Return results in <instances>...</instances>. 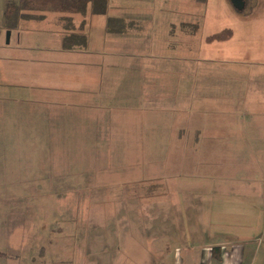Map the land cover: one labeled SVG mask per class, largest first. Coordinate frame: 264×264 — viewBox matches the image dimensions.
I'll return each instance as SVG.
<instances>
[{
  "label": "rangeland",
  "instance_id": "obj_1",
  "mask_svg": "<svg viewBox=\"0 0 264 264\" xmlns=\"http://www.w3.org/2000/svg\"><path fill=\"white\" fill-rule=\"evenodd\" d=\"M172 1V7H159L160 15L147 25L150 33L156 34L158 22L168 28L166 38L172 25L199 24V40L193 45L198 54L195 77L198 81V73L212 67L214 84L220 85L221 79L223 85L221 95L226 91L231 96L229 104L223 103L230 110L216 109L220 103L214 106L211 99L199 109H171L178 119L152 114L144 93L141 98L131 96V71L107 67L98 69L101 84L92 87L90 98L84 97L87 84L78 76L81 66L73 64L79 62L76 55L66 58L59 53L62 29L48 23L54 16L25 24L15 31L20 39L10 36L9 44L8 33L13 31L5 27L4 12L0 16V47H19L15 53L23 56L12 61L0 54V210L10 213L16 207L22 217L39 214L42 236L37 239L46 262L78 264L84 256L96 264L98 256L97 264H131V238L143 242L146 238L139 234L148 224L160 227L158 219L151 222L135 215L160 213V205L151 199L160 195L159 188L149 187L165 181L180 192L199 190L202 195L217 176L239 179L229 175L236 170L237 162L232 161L237 157L220 156L225 146L233 154L242 148L240 140H227L229 119H250L252 112L242 110L240 102H256L258 97L256 81L264 74V0H247L243 11L231 0ZM87 23L84 33L90 43L80 54L96 51L108 59L104 63H114L110 60H115L116 51L104 45L105 19L90 18ZM171 45L177 47L176 40ZM112 72L116 76L108 77ZM175 74L169 80L180 76ZM183 79L190 94L191 78ZM202 100L196 96L194 101ZM131 151L137 156L131 157ZM37 160L39 173L33 172ZM131 167L147 168L160 177L141 172L131 180ZM23 176L35 189L28 188ZM162 212L174 213L175 206H162ZM35 247L30 244L29 252ZM106 248L110 253H103Z\"/></svg>",
  "mask_w": 264,
  "mask_h": 264
},
{
  "label": "crops",
  "instance_id": "obj_2",
  "mask_svg": "<svg viewBox=\"0 0 264 264\" xmlns=\"http://www.w3.org/2000/svg\"><path fill=\"white\" fill-rule=\"evenodd\" d=\"M8 2L9 0H0V16L3 12L5 13ZM172 2V0H110L107 16H93L91 8L88 9L85 18L74 16L77 33L85 36H87L84 33L88 26L87 21L90 18L93 21L101 18L103 22L105 19V26L102 27L106 32L104 45L107 44L106 50L116 51V61L112 58L110 61L113 60L114 63H104L108 59L101 57V54L96 51H92V54L87 56L80 54L81 50L69 53L61 49L59 53H63L62 55L75 54L79 61L73 64L81 66L78 76H81L87 84L82 88L84 97L90 98L92 87L98 83L101 84L98 69L107 67V70L122 73L131 71V96L141 98L144 93L150 102L146 105L152 114L160 112L161 115L168 114L172 116V119H178V112L170 111L171 109L183 110L188 107L199 109L201 105L210 104L208 100L211 99L214 106L220 103L216 109L230 110L225 106L232 101L231 96L226 91L221 95L223 85L220 83L221 79L218 81L220 85L214 84L216 79L211 72L212 67L207 66L202 73H198V81L195 77L197 68H195L194 58H197L198 54L195 55L193 45L199 40V24L194 22L172 25L174 32L168 31L170 38H166L168 28H164L161 22H158L156 34L150 33V27L147 25L153 22L151 19L158 18L159 7H172ZM200 2L205 4L208 0H200ZM245 2L247 3V0ZM109 17L133 23L134 30L121 35H109L107 33ZM57 18L59 17L51 18L48 23L59 27L56 24ZM11 34L12 37L16 36L18 40L20 39L15 31ZM65 34L67 32L64 29L60 30L61 37ZM88 37L87 43H90ZM173 40H176L177 47L171 45ZM16 50L21 49L12 46L0 47V54L4 57L11 56L12 61H18L23 56L15 53ZM169 55L171 58H165ZM64 56L61 57L64 58ZM180 68L183 70L180 71ZM175 72H180V76L178 75L176 80H169L176 75ZM116 74L117 72H112L107 76H116ZM184 76L191 78L190 94L187 91L188 85L183 79ZM105 86L108 87V83ZM256 86L258 93L256 102H240L242 110L249 109L252 112L250 119L240 117L229 119L230 130L227 133V140H240L243 149L233 154L229 146L227 148L225 146L223 150L225 152L220 156L237 157L232 161L237 162L234 166L236 170L231 171L229 175L237 174L238 181L217 176L215 182L211 184V189L202 195L198 192L199 190L180 192L174 183L165 181L158 186L149 187L159 188L160 195L155 194L157 198L151 199L160 205V213L135 215L143 216V220L148 219L151 222L158 219L160 227L156 229L153 223L148 224L139 234L146 238L143 242H136L131 238V250L127 248V251L131 252V256H128L131 264H264V146H262L264 142V74L259 76ZM196 96H202L203 100L195 102ZM226 101H229L228 104L223 105ZM153 118L156 119L154 116ZM158 122H161L160 117ZM250 142H256V144ZM250 144L254 145L256 152ZM132 155L136 153L131 151V157ZM213 158L214 162H220ZM52 166L48 168V172ZM33 167V172L41 171L38 160ZM147 171V168L141 171L131 167L129 171L131 180L136 177V173ZM209 172L219 173L216 170ZM147 174L155 178L160 177L155 171H149ZM248 174L253 175L248 176ZM23 177L29 184L28 188L35 189L30 179L27 176ZM11 203L14 206L15 201L11 200ZM7 206L3 205V207ZM162 206L167 208L175 206V212H162ZM7 210H0V264H22V262L23 264L37 262L51 264L46 262V254L40 251L37 239L42 236V232L39 231V214L22 217L17 214L16 207L15 212L9 213ZM133 215L131 213V216ZM155 230L158 231L154 233ZM30 238L35 239L32 241ZM43 242L46 243L42 241V244ZM32 243L36 247L29 252ZM103 253H110V250L106 248ZM98 259L97 256L96 264ZM78 264L89 263L83 256Z\"/></svg>",
  "mask_w": 264,
  "mask_h": 264
},
{
  "label": "trees",
  "instance_id": "obj_3",
  "mask_svg": "<svg viewBox=\"0 0 264 264\" xmlns=\"http://www.w3.org/2000/svg\"><path fill=\"white\" fill-rule=\"evenodd\" d=\"M206 1V0H201ZM110 0H16L7 3L4 13L5 27L8 31H17L27 23L45 22L47 17L57 18L56 24L67 34L62 37L64 52L84 50L87 36L77 33L74 16L86 17L91 8L93 16H107ZM135 25L122 19L108 18L107 33L121 35L133 31ZM216 251V250H215Z\"/></svg>",
  "mask_w": 264,
  "mask_h": 264
},
{
  "label": "water",
  "instance_id": "obj_4",
  "mask_svg": "<svg viewBox=\"0 0 264 264\" xmlns=\"http://www.w3.org/2000/svg\"><path fill=\"white\" fill-rule=\"evenodd\" d=\"M232 4L238 11H243L245 8V0H231ZM11 33H8V44L10 41Z\"/></svg>",
  "mask_w": 264,
  "mask_h": 264
}]
</instances>
